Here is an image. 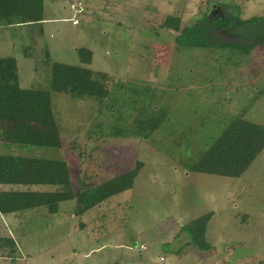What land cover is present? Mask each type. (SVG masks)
<instances>
[{"label":"rangeland","instance_id":"1","mask_svg":"<svg viewBox=\"0 0 264 264\" xmlns=\"http://www.w3.org/2000/svg\"><path fill=\"white\" fill-rule=\"evenodd\" d=\"M211 6L264 17V0H43L42 21L0 31L22 88L47 89L53 61L109 76L102 101L52 93L62 146L21 153L64 160L73 190L136 173L81 219L74 200L0 214L17 243L0 264H264V147L237 178L191 170L237 116L264 126V43L212 29ZM204 214L206 250L178 234Z\"/></svg>","mask_w":264,"mask_h":264},{"label":"trees","instance_id":"2","mask_svg":"<svg viewBox=\"0 0 264 264\" xmlns=\"http://www.w3.org/2000/svg\"><path fill=\"white\" fill-rule=\"evenodd\" d=\"M42 12L43 0H0V22L3 24L36 23ZM17 14L27 17L23 21H14L12 15ZM235 20L249 24L257 18L245 23L235 16L206 18L211 28L218 30L229 27ZM227 45L235 46L231 43ZM77 53L81 63H91L92 52L89 49L78 48ZM45 55L49 58L47 52ZM108 77L88 67L53 61L50 63L47 89L21 88L16 59L12 56L0 57V144L6 150L0 153V214L9 215L40 207L54 214L58 212L59 203L74 200L72 216L81 219L92 206L131 188L135 172L128 178H115L96 188L87 187L80 181V186L73 190L69 167L64 160L21 153L62 146L52 107V93L67 94L73 99L94 97L102 101L108 93ZM263 147L264 126L239 115L231 120L216 141L204 151L201 159L191 166V170L237 178ZM38 186L55 189L44 191L36 188ZM209 217V214H204L182 225L178 234L185 232L190 243L200 249L210 248L205 238ZM0 240V244L8 248V255L15 251L12 238ZM181 252V249L177 250L178 254Z\"/></svg>","mask_w":264,"mask_h":264},{"label":"water","instance_id":"3","mask_svg":"<svg viewBox=\"0 0 264 264\" xmlns=\"http://www.w3.org/2000/svg\"><path fill=\"white\" fill-rule=\"evenodd\" d=\"M227 39L241 40L251 44L264 43V17L249 24L235 20L229 27L220 30Z\"/></svg>","mask_w":264,"mask_h":264},{"label":"crops","instance_id":"4","mask_svg":"<svg viewBox=\"0 0 264 264\" xmlns=\"http://www.w3.org/2000/svg\"><path fill=\"white\" fill-rule=\"evenodd\" d=\"M223 17V16H222ZM41 19H39V21H42V17H40ZM37 23V22H36ZM27 24H30V23H27ZM13 24H3V23H1L0 22V31L1 32H3V34L5 33V32H7V31H5L7 28H9V27H11ZM15 26V25H14ZM2 40V38H1V36H0V57H7V56H12V57H14L15 59H16V57L15 56H13L12 54H10L11 53V50H9L8 49V46H7V44H4V41H1ZM5 43H7V42H5ZM92 52V51H91ZM48 53V52H47ZM48 55H49V53H48ZM92 56H93V54H92ZM16 62H17V59H16ZM18 68V67H17ZM20 86V85H19ZM22 88V87H21ZM38 209H40V208H38ZM27 211H30V210H27ZM22 212H17V213H13V214H9L11 217H14V220L17 218V216L18 215H20ZM18 222V220L17 221H15V223H17ZM18 224V223H17ZM5 227V226H4ZM3 226H0V228H2V230H5V228H4ZM5 232H7V231H5ZM0 237H2V238H12L13 239V236L11 235V233H9V236H7V235H1ZM14 240V239H13ZM14 243H15V245H16V249H17V243L15 242V240H14Z\"/></svg>","mask_w":264,"mask_h":264},{"label":"flooded vegetation","instance_id":"5","mask_svg":"<svg viewBox=\"0 0 264 264\" xmlns=\"http://www.w3.org/2000/svg\"><path fill=\"white\" fill-rule=\"evenodd\" d=\"M210 15H217L219 17H222L223 16V13L218 9V8H215V6H211L210 8Z\"/></svg>","mask_w":264,"mask_h":264}]
</instances>
